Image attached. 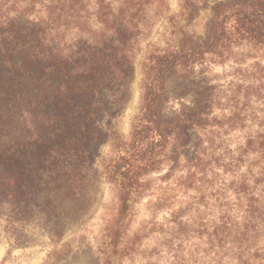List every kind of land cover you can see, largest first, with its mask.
Instances as JSON below:
<instances>
[{"label": "trees", "instance_id": "trees-1", "mask_svg": "<svg viewBox=\"0 0 264 264\" xmlns=\"http://www.w3.org/2000/svg\"><path fill=\"white\" fill-rule=\"evenodd\" d=\"M167 11V0H0V214L10 213L4 229L12 244L34 181L46 188L61 181L63 173L55 178L52 171L76 166L96 146L106 106L122 100L130 82L136 40ZM213 24V36L197 48L166 46L146 58L143 124L132 128L130 149L112 167L122 181L120 218L134 165L170 141L160 108L164 82L204 65L206 56L228 60L241 49L264 50V10L256 4L226 10ZM245 59L225 122L233 140L215 133L221 120L205 124L204 138L183 160L179 213L186 216L172 214L166 224L176 229L164 232V264H264V65L254 55ZM193 113L197 122L179 117L181 133L201 125V112ZM177 168L179 160L168 172ZM113 235L117 250L121 226Z\"/></svg>", "mask_w": 264, "mask_h": 264}, {"label": "rangeland", "instance_id": "rangeland-1", "mask_svg": "<svg viewBox=\"0 0 264 264\" xmlns=\"http://www.w3.org/2000/svg\"><path fill=\"white\" fill-rule=\"evenodd\" d=\"M251 3L264 10V0H167L164 17L135 42L130 82L122 100L106 106L96 146L76 166L52 171L55 178L63 173L61 181L52 179L47 188L34 181L32 195L22 202L17 217V244H12L4 229L10 213L0 214V264H105L108 258L114 264L165 263L164 232L176 229L166 224L174 217L182 216L183 220L186 216L179 213L186 196L180 192L185 190L180 185L183 160L191 158L194 146L204 138L205 124L221 120L223 126L215 133L226 142L233 140L234 132L225 123L232 104L229 97L235 92L240 95L241 89L235 87L241 86L237 79L245 58L254 55L264 65V50L241 49L228 60L206 56L204 65L192 71L180 69L164 82L166 96L160 108L170 141L165 151L134 165L129 205L126 215L120 218L122 181L113 174L112 167L120 154L130 149L132 128L143 124L142 87L146 75L142 67L151 51L166 46H175L176 50L197 48L213 36V22L223 12ZM204 85L206 90H201ZM194 107L201 112L197 117L201 125L181 133L177 127L179 117L197 122L191 119ZM178 160L179 168L168 172ZM37 163L33 161L34 171L39 170ZM120 226L123 240L116 250L111 242Z\"/></svg>", "mask_w": 264, "mask_h": 264}]
</instances>
